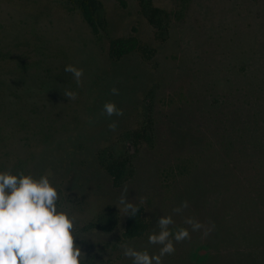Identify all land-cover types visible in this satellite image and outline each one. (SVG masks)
Instances as JSON below:
<instances>
[{
    "label": "rangeland",
    "instance_id": "rangeland-1",
    "mask_svg": "<svg viewBox=\"0 0 264 264\" xmlns=\"http://www.w3.org/2000/svg\"><path fill=\"white\" fill-rule=\"evenodd\" d=\"M100 1L95 34L67 0H0V166L53 173L91 234L74 238L90 264H130L121 240L146 241L122 236L125 188L134 202L147 197L146 231L182 200L177 224L215 225L191 232L164 264H264V0H150L169 14L162 37L139 0ZM128 35L154 54L112 59L109 39ZM67 63L83 68L79 86ZM109 100L122 116L103 114ZM145 120L152 143L135 148L130 132ZM106 147L133 163L118 187L97 161ZM109 208L113 230L86 228Z\"/></svg>",
    "mask_w": 264,
    "mask_h": 264
},
{
    "label": "clouds",
    "instance_id": "clouds-1",
    "mask_svg": "<svg viewBox=\"0 0 264 264\" xmlns=\"http://www.w3.org/2000/svg\"><path fill=\"white\" fill-rule=\"evenodd\" d=\"M63 71L71 74L77 86L81 84L83 68L67 63ZM110 92L118 95L119 89L113 86ZM64 96L75 100L78 92L67 89ZM102 112L106 117L123 115V109L111 100L103 103ZM108 127L114 130L117 124L111 121ZM127 195L125 188L116 206L125 215L136 217L147 197L134 202ZM186 208L188 201L182 200L171 213L159 215L152 228L141 233L146 241L139 247L121 240V255L130 264H164L178 243L191 238V232L212 231L214 224L206 226L193 216H183L182 224H177L174 216L182 215ZM84 224L83 217L64 203L50 170L35 174L0 166V264H90L92 260L74 243V238H91L84 232Z\"/></svg>",
    "mask_w": 264,
    "mask_h": 264
},
{
    "label": "trees",
    "instance_id": "trees-1",
    "mask_svg": "<svg viewBox=\"0 0 264 264\" xmlns=\"http://www.w3.org/2000/svg\"><path fill=\"white\" fill-rule=\"evenodd\" d=\"M72 8L78 9L85 22L90 26L93 33L98 34L100 28L104 27V16L102 13V3L100 0H67ZM141 8L146 13L148 22L153 25L162 37L167 30V20L169 14L164 9L153 6L150 0H139ZM136 51L145 59H149L155 52L153 48L143 45L133 36L113 37L109 39L108 55L115 60L122 56ZM153 123L145 120L140 128L130 132L129 140L133 147L138 148L141 144L152 143ZM97 161L112 180L113 186H120L134 173V167L130 156L127 153H115L106 147L97 153ZM118 221L117 212L109 208L100 213L98 217L86 225L87 229L94 228L103 231L113 230ZM147 228L142 216V209L136 217L127 216L125 219L122 236L125 239H132L141 236Z\"/></svg>",
    "mask_w": 264,
    "mask_h": 264
}]
</instances>
